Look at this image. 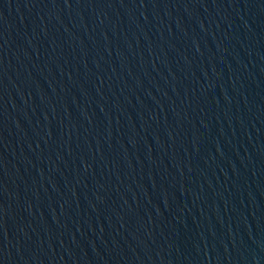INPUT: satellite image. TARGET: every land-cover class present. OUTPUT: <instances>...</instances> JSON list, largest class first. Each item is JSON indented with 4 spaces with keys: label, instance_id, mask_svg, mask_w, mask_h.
<instances>
[{
    "label": "water",
    "instance_id": "95a60500",
    "mask_svg": "<svg viewBox=\"0 0 264 264\" xmlns=\"http://www.w3.org/2000/svg\"><path fill=\"white\" fill-rule=\"evenodd\" d=\"M0 264H264V0H0Z\"/></svg>",
    "mask_w": 264,
    "mask_h": 264
}]
</instances>
